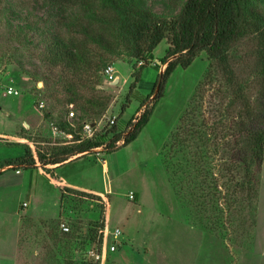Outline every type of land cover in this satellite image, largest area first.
<instances>
[{
	"label": "rangeland",
	"instance_id": "rangeland-1",
	"mask_svg": "<svg viewBox=\"0 0 264 264\" xmlns=\"http://www.w3.org/2000/svg\"><path fill=\"white\" fill-rule=\"evenodd\" d=\"M6 1L25 27L21 37L0 29V159L15 158L29 150L26 163L13 164L20 169L18 173L11 167L0 172V214L13 222L20 217L18 264H78L79 247L85 241L76 244L73 236H81L89 227L95 234L106 219L122 234L116 251L109 253L103 264H264V160L257 171L256 194L250 200L235 150L246 144L247 128L254 122L237 102L232 106L233 90L214 62L201 52L186 68L176 66L164 81L161 96L152 100L145 96L164 69L160 59L165 55V39L153 50L150 62L139 68L140 61L135 63L122 47L110 54L87 43L74 30L71 22L75 17L86 26L88 23L81 17L79 3L89 1L95 7L98 0ZM168 1L148 3L160 12ZM98 31L110 36L108 31ZM252 37L247 34L233 44L229 61L253 101V112H257L264 107V89L255 73L252 56L256 42ZM53 41L59 44L55 51L82 41L83 50L103 55L96 83L79 90L82 99L95 96L104 100L102 109L82 118L73 97L61 86L47 83L51 70L48 45ZM107 65L113 66L118 81L106 79L103 69ZM60 67H55V73ZM207 73L209 78L197 94ZM6 84L16 87L19 94H7ZM69 105L77 117L73 127L66 121ZM195 105L198 115L191 119L188 114L183 123L188 129L181 148L184 157L172 158L173 150H162V146L175 132L184 110ZM140 107L148 120L129 143L77 156L56 170L44 168L39 160V155L48 158L56 146L65 145L61 144L62 135L55 134V125L78 138L82 121L116 115L118 127L123 128ZM105 127L109 129L107 124ZM205 132L209 140L204 141ZM196 133L195 139L190 138ZM204 143L212 147L213 155L203 166L207 173H200L202 180L197 181L195 173L189 176L183 167L188 166L192 145ZM163 153L167 158L171 153L174 159L165 168ZM62 179L69 184L67 188L92 196L62 189L60 193L55 180ZM199 188L204 193L202 206L195 198ZM129 191L135 193V199L128 198ZM93 194L106 196L108 206L96 201ZM30 212L39 217L27 219ZM216 217L220 223L214 221ZM60 223L68 225L71 234H65Z\"/></svg>",
	"mask_w": 264,
	"mask_h": 264
},
{
	"label": "trees",
	"instance_id": "trees-1",
	"mask_svg": "<svg viewBox=\"0 0 264 264\" xmlns=\"http://www.w3.org/2000/svg\"><path fill=\"white\" fill-rule=\"evenodd\" d=\"M148 2L149 0H98L94 7L92 2L81 1L79 3L80 14L84 19H88V21L86 20L87 26L83 22H78L79 16L75 17V22H71V24L74 23V30L80 33L87 43L94 45L99 50L103 49L114 54L122 47L124 53L134 59L135 63L142 61L139 68L150 62L153 50L161 40L165 39L167 47L164 57L160 59V63L165 64L164 69L160 71L152 91L145 96L152 100L161 96L163 83L176 66L186 68L201 52H204L210 62H214V66L229 82L233 90L232 106L235 108V102H237L243 109L244 115L248 119L251 117L254 122L247 128L246 137H244L246 144L238 146L235 150V156L240 160H238V167L241 164L243 169L241 182L245 185L247 197L253 199L258 183L257 171L264 160V107L260 111L253 112V101L248 97L229 61V50L235 42L247 34H252V38L256 42L252 56L255 73L257 79L262 80L260 82L264 89V0H169L163 11L160 12L154 10ZM16 12L10 2L0 0V29L5 33H16V36L21 37L25 35L23 32L25 27L18 23L14 16L18 15ZM98 30L108 31L110 36L104 37L103 33ZM82 44V41H79L74 46L63 45L62 49L55 51V46H59V44H55V41L50 43L48 45V61L51 70L50 75L46 76V80L49 84L61 86L67 94L71 95L75 100L76 107L80 109L81 117L84 118L91 112H97V108L102 109L106 102L95 96L82 99L80 88H84L90 83H96L97 71L101 69V63L104 61L102 54L96 52L94 55L88 49L83 50ZM56 66L61 67L55 73ZM135 74V81L129 85L126 102L129 101L130 94L135 87L138 71ZM88 77L92 79H88ZM208 78L207 73L205 81L199 82L197 94L201 92V86L206 83ZM156 86H158L157 90H155ZM197 108L198 106L195 105L190 110L187 108L184 110L178 120L175 132H171L168 140L163 144L162 150H173V154L170 153L172 158L173 156L184 157L181 148L186 142L183 135L188 131L186 125L183 124L184 119H187L188 114L191 119L195 117ZM255 119L257 121H254ZM147 120L146 113H142L140 118L132 124L133 127L127 133L124 145L137 136ZM59 124H61L60 121ZM62 126L67 127L66 124ZM118 129L123 128H119L115 123L93 138L84 139L74 145L56 146L50 157L45 158L44 155H39L38 158L45 166L46 164L60 163L73 154L84 152L104 143H107L110 150L114 148V141L120 137V132H116ZM110 132H113L112 136L105 139ZM197 134H192L190 138L195 139ZM203 134H205L202 135L204 141L209 140L206 139V132ZM228 150L230 154V149ZM212 151V147L207 143L192 145L190 159H186L188 166H184L181 162L178 164L184 166L183 169L185 168L187 171L185 174L190 176L194 172L193 179L200 181L203 177L200 173H207L208 169L203 166L205 162L207 164L210 155H213ZM28 153L29 150L21 156L6 159L4 163L24 164L27 162ZM170 155L168 158L164 153L162 155L164 168L166 163L174 160ZM199 190L200 192L198 195L196 194L195 198H199L197 205L202 206L204 193L201 188ZM65 191H75L82 195L92 196L91 193L73 189ZM94 196L99 198L98 195ZM27 219L30 217L27 216ZM214 221L220 223L219 217H216ZM93 222L97 224L96 221ZM102 224L99 223V226ZM90 228H85L81 236L72 235L76 244L85 241V244L79 247L78 264H86L85 251L95 241L96 233H92ZM63 232L71 234L70 228L69 231ZM79 238L80 240H77Z\"/></svg>",
	"mask_w": 264,
	"mask_h": 264
},
{
	"label": "built area",
	"instance_id": "built-area-1",
	"mask_svg": "<svg viewBox=\"0 0 264 264\" xmlns=\"http://www.w3.org/2000/svg\"><path fill=\"white\" fill-rule=\"evenodd\" d=\"M142 63V61L139 62V64ZM163 66V67H162ZM164 68V65H161V70ZM103 73L106 76V79L110 82H116L118 81L116 75H114V68L113 66L107 65L103 69ZM5 91L9 95H18L19 90L9 84H6L5 86ZM40 107L43 106V102H40ZM143 112V108H139L138 110L135 111L134 115L129 119L127 124L123 127V129H118L116 132H120V137L114 141L113 145L114 147L119 146L120 144L124 143L125 137L128 132L131 131L133 127V123H135L141 116ZM105 115V114H104ZM94 120V121H82L79 131H78V138L74 136V134L70 131H66L61 129L59 126L55 125V134H61L62 138L64 139L61 144H71L73 142L79 143L80 141L84 139H90L98 135L97 132H103L104 128H106V124L110 128L112 125H114L116 121V115H111L108 116V118L103 120V117ZM75 111L72 108V105H69L68 107V112L66 113V121L67 123L73 127L74 120L76 119ZM113 134V133H112ZM113 149V148H111ZM102 150H108V145L107 143L101 144L99 146L93 147L89 150H86L84 152H79L76 153L73 156H78L82 154H88L92 151L98 152ZM14 168V171L18 173L20 169L16 167V165H6L5 168ZM127 196L129 199L133 200L135 199V193L133 191H129L127 193ZM99 198L95 197L96 201H100L101 204H103L105 207L108 206V199L106 196H99ZM24 205L26 203H23ZM60 227L63 231H69V226L66 225L65 223H60ZM122 231L120 230L119 227H114L111 228L109 226V223L106 219V221L99 226L98 230L96 231L95 235V241L91 246H88L86 251H85V261L86 264H103L104 261L106 260L107 256L109 253L114 252L118 246V243L120 242V237H121Z\"/></svg>",
	"mask_w": 264,
	"mask_h": 264
},
{
	"label": "crops",
	"instance_id": "crops-1",
	"mask_svg": "<svg viewBox=\"0 0 264 264\" xmlns=\"http://www.w3.org/2000/svg\"><path fill=\"white\" fill-rule=\"evenodd\" d=\"M73 155H75V154H73ZM73 155L70 156L69 158H67L66 160L60 162V163L46 164L44 166V168L46 166H53L50 169L56 170L59 167H61L62 165L66 164L68 162H71L74 158L77 157V156H73ZM78 156H80V155H78ZM3 159H0V172L4 171L6 165H9V164L4 163V161L6 159H9V158H3ZM2 162H3V164H1ZM36 164H38V163H34L35 166H36ZM67 184L68 183L65 179H62L59 181L55 180V185H57L60 188V193H61V189L63 192L66 189L67 190L69 189V188H67L68 187ZM136 196H137V193H136ZM23 203H25V202H23ZM27 215L32 216V217H39V216L33 215L32 212L28 213ZM5 225H7L6 228H4ZM19 227H20V217L19 216H17V218L13 222L12 220L4 219L3 215L0 214V264H18L17 250H18V230H19Z\"/></svg>",
	"mask_w": 264,
	"mask_h": 264
},
{
	"label": "water",
	"instance_id": "water-1",
	"mask_svg": "<svg viewBox=\"0 0 264 264\" xmlns=\"http://www.w3.org/2000/svg\"><path fill=\"white\" fill-rule=\"evenodd\" d=\"M158 89V86H156V89L155 90H157Z\"/></svg>",
	"mask_w": 264,
	"mask_h": 264
}]
</instances>
